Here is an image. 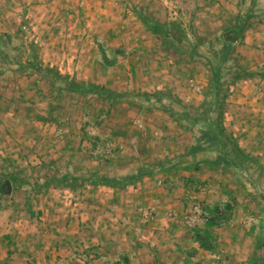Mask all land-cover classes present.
<instances>
[{
	"label": "rangeland",
	"instance_id": "rangeland-1",
	"mask_svg": "<svg viewBox=\"0 0 264 264\" xmlns=\"http://www.w3.org/2000/svg\"><path fill=\"white\" fill-rule=\"evenodd\" d=\"M240 3L241 0H0V36H6L5 44L0 46V129L11 131L10 138L3 137L7 142L0 144V184L12 175L19 186L10 185V193L0 195V264H90L94 258L99 259L98 264H122L118 258L120 243L107 246V241H128L130 251L135 253L130 254L133 264H247L257 245L260 215L256 205L260 202L249 196L254 193L249 185L239 188L230 177L206 167L197 171L201 179L196 177L200 180L188 190L181 179L165 182L163 178L179 175L182 169L155 173L147 179H152L150 190L158 191L146 194L147 200L143 196L138 199L142 193L140 184L135 186L138 191L121 192L135 187L116 189L114 203L110 194L103 196L106 192L98 191L99 187L107 188L104 186L85 185L73 190L52 186L38 190L33 186L48 176L66 172L77 176H87L92 171L127 175L142 164L183 157L196 142L198 128L185 130L168 114L148 108L143 96L162 90L187 106H199L207 89L206 60L195 57L187 63L180 61L173 50L145 30L133 11L159 22H181L190 39L193 35L204 39L201 49L205 52L218 47L216 38L228 19L249 5L248 0ZM260 6L264 8V0H260ZM106 16L108 23L101 20ZM253 24L235 44L236 62L232 61L233 67L237 64L247 68L253 76L229 87L223 122L241 149L264 164V23L255 20ZM42 37H50V44L44 45L47 49H61L65 47L61 40H72L73 49L79 48L78 43L85 52L80 57L73 52L64 61L59 54L42 50ZM115 45L121 50L115 52ZM88 49L94 54L85 56ZM26 53H36L38 61L62 75L104 85L120 93L122 99L109 104L91 95L58 91L31 69L18 70L17 63ZM92 59V68L81 70V65L88 67L86 62ZM77 63L79 68L74 70ZM108 142H112L109 147ZM97 146L102 151L92 153ZM205 157L197 155V159ZM188 159L180 161L186 163ZM158 181L163 186H157ZM178 188L184 189V207H171L160 218L162 229L153 230L158 206L169 197L166 191L176 194ZM215 201L219 206L232 202L235 207L231 219L211 230L213 236L222 237L217 241L220 246L211 244L205 256L191 255L181 263L185 252L195 244L190 240L193 231L206 223L196 216L194 224L188 225L186 216L192 215L194 205L208 213V205ZM149 206L155 208V218L143 222L140 214ZM63 207H67L69 215H76L71 216L73 221L84 212L83 227L78 234H70L67 248H51L48 258L43 246L58 243L59 233L63 232L46 228L58 221V209ZM46 208L54 216L41 215ZM123 209H131L133 214H123ZM128 226L131 229L125 230ZM180 229L183 237H174ZM158 231L161 233L155 237ZM242 233L249 238L245 244L239 241ZM160 237L165 241H159ZM224 237H232V241ZM180 238L185 243L178 255L174 245ZM81 239L84 242H79ZM94 239H98L97 245ZM63 254L67 255L66 263L58 261ZM174 256L177 258L172 260Z\"/></svg>",
	"mask_w": 264,
	"mask_h": 264
},
{
	"label": "trees",
	"instance_id": "trees-1",
	"mask_svg": "<svg viewBox=\"0 0 264 264\" xmlns=\"http://www.w3.org/2000/svg\"><path fill=\"white\" fill-rule=\"evenodd\" d=\"M246 0H241V5ZM249 5L242 12L231 16L227 24L223 27L221 34L216 38L218 47L207 51H202L204 39L193 35L190 39L182 23L179 21L159 22L153 17L146 16L138 10H134L135 17L140 21L145 30L153 34L167 49L173 50L178 59L184 63L195 57H204L207 68V89L204 93V100L199 106H187L175 95L155 90L145 93L143 98L148 108H156L181 126L185 130L192 127L198 128L196 142L189 147L183 157H178L177 161H154L152 164H142L136 170L127 175L99 174L97 171L90 172L87 176H77L68 172L62 175L48 176L42 183H34L38 189L49 187H64L71 190L77 187L90 185L92 187L104 186L111 189L123 190L128 187H135L145 179L154 176L155 173L165 174L182 169L186 172L200 171L203 167L221 175L230 177L239 188L246 189L249 185L254 193H249L252 199H258L260 203L256 205L260 215L258 219L259 231L256 238L257 245L255 251L248 258L247 264H264V164L259 160L246 154L239 146L237 140L226 132L223 122V105L227 97L229 87L240 80L250 79L253 73L247 68L235 64L232 61L235 53V44L242 40L243 33L251 28L256 20L264 23V8L260 6V0H248ZM6 37L0 36V46L5 44ZM18 70L27 68L40 77L46 79L52 88L67 93H77L82 97L87 95L101 98L112 104L122 99V95L107 88L104 85H95L77 81L69 75H62L56 70L44 66L37 59L36 53H26L23 61L18 63ZM230 76V79H226ZM183 123H185L183 125ZM198 154L206 157L197 159ZM189 158L186 163H182L181 158ZM10 185H16V179L11 175L7 177ZM185 184V183H184ZM6 193L5 184H0V195ZM256 194V195H254ZM256 197H253V196ZM235 199H232L234 202ZM219 205L215 206L209 213V219L202 229H195L192 237L198 245L204 249L210 248L214 241L212 228L227 220L233 209L232 203L223 205V212L219 214ZM122 264H128L126 261Z\"/></svg>",
	"mask_w": 264,
	"mask_h": 264
},
{
	"label": "crops",
	"instance_id": "crops-1",
	"mask_svg": "<svg viewBox=\"0 0 264 264\" xmlns=\"http://www.w3.org/2000/svg\"><path fill=\"white\" fill-rule=\"evenodd\" d=\"M102 21H106V23H108V17L106 16L105 18H102L101 19ZM2 31H4V32H6V33H8V34H10V35H12V34H14V32L13 31H11V32H9L8 30H2ZM44 36H46V35H44ZM3 37H6L5 35L3 36ZM50 42V37H42V42H41V44H42V50L46 53H48V54H53V53H57V55L59 54L60 55V57L61 58H63V60L65 61H68V55H71L73 52H74V54L76 55V56H81V54L83 53V52H85V51H83V49L80 47L81 45H78V43H76V45H77V47H79V48H76V49H73V47H72V44H74V41H72V40H66V41H64V40H61L60 41V43L61 44H63L64 43V45H65V47H63V45H62V48L61 49H58V50H53L54 49V47H51V48H49V49H47V47H44V45H46L47 44V46H48V44H50L49 43ZM120 45V44H119ZM115 46H118V45H115ZM119 50H121V47L120 46H118V47H116V49H115V52H118ZM114 52V51H113ZM112 52V53H113ZM46 53V54H47ZM86 55L85 56H87V54H89V55H92V54H94V52L92 51V50H90V49H88V52H86L85 53ZM74 55V56H75ZM91 58V57H90ZM80 63V62H79ZM79 63H77V68L75 67V69L74 70H78V68H79ZM90 63V64H89ZM92 63H94V61H93V59H92V61H90V62H86V64H88V67H85V66H83V65H81V70H90L91 68H92ZM84 64H85V62H84ZM90 65V66H89ZM66 69H69L67 66L65 67ZM80 72H82V71H80ZM92 72H94L93 70H92ZM61 73V72H60ZM0 127H2V125L0 126ZM9 132H11V131H9V130H7V129H5V130H1L0 129V139L1 140H3V141H1L0 140V144L1 143H3V142H7L6 140H7V138H10L9 137V134L11 135V133H9ZM6 139L5 141H4V138ZM12 141V140H11ZM198 176H200V174H198V172L197 171H192V172H186V171H184V172H182V173H180L179 175H176V176H169V177H163L164 178V180H165V182H168V181H173V180H177V178L178 179H181V180H183V181H185V183H187V185L185 184V190H188V188H190L191 186V184L192 183H194V182H196V181H198V180H200L201 178L200 177H198ZM196 177H198V178H200V179H196ZM166 178H168V179H166ZM203 178V177H202ZM152 181V179H147V180H144L143 181V183H141L140 184V191L142 192V193H139V198L138 199H140L142 196V198H144V200H147L148 199V197H146L145 195L146 194H149V193H153V194H155V192L156 191H158L157 189L156 190H154V191H152V190H150L151 188H153V185H151L150 184V182ZM145 188H147V189H145ZM192 188V187H191ZM127 191H121L122 193H127V192H130V190H135V191H138L139 189H138V187H135V189H126ZM98 191L99 192H106V194H102L103 196L105 195V196H109V194H110V201L112 202V203H114V202H116L117 200H115L116 198V196L118 195V191H116V190H114V189H111V188H98ZM163 192V191H162ZM178 192L179 193H176V194H172L171 192H169L168 190L166 191V193H169V197H166V198H164V200H163V203H165V204H161L160 203V205L158 206V210H157V212H158V217H157V219H156V221H155V223H153V230H158V229H162L161 228V224L159 223V221H160V218L162 217V215H163V213H165V212H167L168 210H170V208L171 207H174V208H176L177 210H180L181 209V207H184L182 204L184 203L183 202V199H182V196L184 195V189L182 188H178ZM187 192V191H186ZM181 194V195H180ZM200 196V195H199ZM161 197V196H160ZM115 198V199H114ZM162 198V197H161ZM207 199H209V198H207ZM235 202V201H234ZM230 203H232V202H230ZM236 203H234V205H235ZM218 205V203H217V201H215L214 203H211L210 205H208V211H211L215 206H217ZM233 205V204H232ZM125 206V205H124ZM59 210V217H57L58 218V221L56 222V223H54V224H51V226H48V228H46V231H47V229H49L50 231H52V232H57V231H62L63 232V235L62 234H60L59 233V236L60 237H58V243H56L55 241H54V243L53 244H47V243H45V245L43 246V250L45 251L46 250V254H45V256H47L48 258L50 257V255H49V253H50V249L52 248L53 250H55L56 249V247L57 248H62V247H64L65 246V248H67V246H68V241H70V237H72V236H70V234H73V233H77L78 234V230H80L82 227H83V225H82V222H83V220H84V215H82V214H84V212H81L80 213V217H75V221H73L72 219H71V216L72 217H74V216H76V215H74L73 216V214H70L69 215V210L67 209V207H63V208H60V209H58ZM123 214H133L132 213V210L131 209H129L128 211L126 210V209H123ZM127 212V213H126ZM92 213H96V212H92ZM41 215H43V216H46V218H49V217H51L52 215L54 216V214L48 209V208H46V209H43L42 211H41V213H40ZM48 214V215H47ZM231 214L234 216L235 215V207L232 209V211H231V213H230V216H229V218H228V220L229 219H231ZM36 215H39V212H37L36 213ZM79 215V214H78ZM48 216V217H47ZM134 217V216H133ZM39 218V217H38ZM45 218V219H46ZM131 215H130V217L127 215V219H129V220H131ZM159 218V219H158ZM40 219V218H39ZM162 222H163V220H161ZM43 222H45L44 221V219H43ZM157 222V223H156ZM133 223V222H132ZM40 224H43V223H40ZM155 224H156V226H158L159 225V227H156L155 226ZM119 225V224H118ZM50 227V228H49ZM52 228V229H51ZM115 228H117V226L115 227H113V229H115ZM129 229H131L130 228V226H128V228L127 229H125V230H129ZM179 229V228H178ZM44 230H45V228H44ZM100 230H102V229H100ZM73 231H75V232H73ZM94 231H96V229L94 230ZM182 230L180 229V231L178 232V231H175V233H174V237H179V235L180 236H182ZM161 232H157L156 234H155V237L157 236V237H159V234H160ZM217 234V233H216ZM144 235V234H143ZM142 235V236H143ZM150 236H151V233L149 234ZM95 236V235H94ZM114 236V235H113ZM124 237H127V238H129V236H128V233H124V235H123ZM153 236V235H152ZM256 236H257V234H256ZM183 237V236H182ZM181 237V238H182ZM161 238V237H160ZM178 239L179 241H176V245H174V252L176 253V254H178V255H180L181 253H182V251H181V247H182V245L181 244H184L185 243V241H183L182 239ZM191 238V237H190ZM224 239L225 240H227V241H229V240H231L232 239V237H231V239H229V238H226V237H224ZM249 238H248V236L247 235H245V233H242L241 234V236H240V238H239V241H240V243H244L245 244V242L246 241H249L248 240ZM251 239V238H250ZM253 239V238H252ZM112 240H114V238L112 237ZM190 240H192V241H194V245H193V247H192V249H188L186 252H185V254H184V256L182 257L183 259H181L182 260V262L181 263H184V258L186 259V257H189V256H191V255H196L197 257L198 256H205L207 253H208V250L207 249H204V248H202V247H200L199 245H198V243H197V241H195L194 239H193V237L190 239ZM50 241H52V240H50ZM84 242L82 239L81 240H79V242ZM93 241H95L96 242V245L98 244L97 242H98V239H94ZM159 241H165V239H163V238H161ZM217 241H222V237L219 235L218 237H215L214 236V241H213V244H214V246L216 245V246H220V244L219 243H217ZM232 241V240H231ZM118 242L120 243V249H119V251H118V258L120 259V260H122L123 262H127L128 264H133V261H135L134 260V258H132L131 256H130V254H135L134 252L132 253L131 251H130V247H128V241H125V243H122V242H120V241H107V246H114V244H118ZM143 242V241H142ZM216 243V244H215ZM58 244H60V246L58 245ZM141 244V243H140ZM181 245V246H180ZM141 246V245H140ZM163 246H161V243H159V247L158 248H160L161 249V251L160 252H162L164 249L162 248ZM115 248V247H114ZM181 248V249H180ZM163 249V250H162ZM59 254H62V253H59ZM59 256H61L60 257V259H58V261L60 262V261H62V262H64V263H66V260H65V257L67 256L66 254H63V256L62 255H59ZM177 258V256L175 257H173V258H171L172 260L173 259H176ZM197 260V259H196ZM49 262H52V261H49ZM98 262H99V259L98 258H94V259H92L91 261H90V264H98ZM198 262H200V261H198ZM173 264V263H172Z\"/></svg>",
	"mask_w": 264,
	"mask_h": 264
},
{
	"label": "built area",
	"instance_id": "built-area-1",
	"mask_svg": "<svg viewBox=\"0 0 264 264\" xmlns=\"http://www.w3.org/2000/svg\"><path fill=\"white\" fill-rule=\"evenodd\" d=\"M191 83V82H190ZM196 90H199L198 88H196ZM89 134V132L87 133ZM132 143V140H131ZM112 142H108L106 144L107 147L111 146ZM122 146L120 145L119 148H121ZM101 147L97 146V148L95 150L92 151V153H96V152H100ZM157 186H163L161 181L157 182ZM192 215L186 216V220L185 222L189 225V224H194L195 220H196V216L200 217V219L204 222H206L209 219V213H206V211L202 208L199 207L198 205H194L193 208L190 210ZM223 212V205H221L219 207V214H221ZM156 215V211L155 208L153 206H149L147 207V209L145 211H143L140 214V219L143 222H150L153 221ZM169 217H171V214H168Z\"/></svg>",
	"mask_w": 264,
	"mask_h": 264
},
{
	"label": "water",
	"instance_id": "water-1",
	"mask_svg": "<svg viewBox=\"0 0 264 264\" xmlns=\"http://www.w3.org/2000/svg\"><path fill=\"white\" fill-rule=\"evenodd\" d=\"M5 188H6V193L7 194H9L10 193V191H11V187H10V184H9V182L8 181H5Z\"/></svg>",
	"mask_w": 264,
	"mask_h": 264
}]
</instances>
